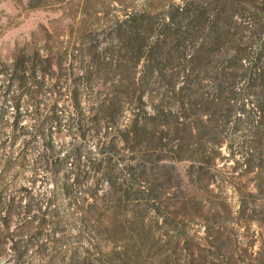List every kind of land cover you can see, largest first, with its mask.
Here are the masks:
<instances>
[{"label": "rangeland", "instance_id": "rangeland-1", "mask_svg": "<svg viewBox=\"0 0 264 264\" xmlns=\"http://www.w3.org/2000/svg\"><path fill=\"white\" fill-rule=\"evenodd\" d=\"M192 1L211 12L226 9L236 14L227 20L234 35L228 32L224 39L228 55L242 56L238 47L251 42L245 26L264 14V0H0V171L5 159L15 161L0 180V189H5L7 198L26 188L45 211L40 216L45 220L42 228H35V221L20 237L27 244L24 264H47L45 258L51 254L58 259L53 264H61L60 258L76 247L88 257L87 264H264V129L256 137L251 135L246 114L250 110L240 103L241 94L237 105L224 107L219 126L203 137L209 143L204 144L203 138L188 140L183 127L182 132L172 133L175 142L181 138L182 145L192 143L177 152L161 149L157 140L146 147L140 135L128 136L134 130L129 110L135 103L116 113L118 120L111 127L101 117L113 113L96 110L106 97L127 102L134 76L147 81L146 56L154 37L146 28V39H138L130 26L125 32L117 30L119 20L139 10L151 12L156 36L174 13L171 8ZM235 36L241 38L239 46L232 41ZM37 50L51 58L50 65L40 62L37 67L49 75L48 90L64 93L59 105L66 107L65 116L78 111L85 119L71 128L62 121L35 136L34 124L41 119L35 114V102L51 105L58 98L48 92L35 94L40 76L21 78L23 62L30 66ZM202 58L212 57L204 53ZM186 65L182 61L179 69L183 72ZM82 73L89 74L91 81L88 87L79 85L76 107L70 93L72 79ZM184 76L172 83L192 92L197 80ZM162 84L170 87L171 80ZM32 136L35 148L24 149V140ZM45 136L55 152L62 154L80 143L86 153L102 159L101 171L114 170L113 184L104 174L88 181L98 190L96 203L91 199L98 209L91 220L81 221L44 171L39 170L32 182L31 165ZM84 223L88 229L81 231ZM18 225L19 217L13 215L7 231L15 232ZM56 238L61 242L54 247L51 240ZM12 253L7 242L0 249V264H13Z\"/></svg>", "mask_w": 264, "mask_h": 264}, {"label": "trees", "instance_id": "trees-1", "mask_svg": "<svg viewBox=\"0 0 264 264\" xmlns=\"http://www.w3.org/2000/svg\"><path fill=\"white\" fill-rule=\"evenodd\" d=\"M171 9L174 10V13L167 16V21L156 36L152 34L155 22L152 21L153 14L151 12L139 10L134 14H129L127 18L119 20L120 22L116 25L117 30L121 29L122 32H125L130 26L138 39H146L148 36L144 34L143 29H149V35L154 37L152 41L154 46L146 56L149 67L145 76L147 81L142 82L143 77L139 78L140 81L135 76L133 77L131 97L127 102H123L121 98L115 96L99 100L96 110L104 108L109 110V113H113L105 118L101 117V120L104 119L111 127L118 120L116 113L119 114L127 104L130 107L132 103H135L136 105L131 106L129 110L131 116L129 120L133 121L134 130L128 131V136L140 135L146 147H149V142L157 140L161 149L177 152L183 148L184 150L188 149L185 146L189 147L192 143L187 142L182 145L181 138L175 142L172 133L182 132L183 127V131L188 135V140H201L205 135H209L212 129L219 126L224 107L230 108L237 105V96L241 94L240 103L243 107H249L250 110L246 114L252 123L251 135L256 137L261 129H264V14L255 16L254 20L245 26L251 33V42L244 48L238 47V51L244 53L241 56L238 54L228 55L229 47L224 39L227 33L231 32L227 20L234 19L236 14L226 9H217L211 12L199 2L194 1L185 3L183 6L182 3L178 4ZM222 16H227L226 20ZM241 29L245 31L244 28ZM231 34L234 35L232 32ZM239 38L235 36L232 40L236 46ZM82 50L83 48L80 47L78 53ZM208 51L211 52L208 53ZM204 53L212 58H202ZM35 55V61L33 60L30 66L23 62L25 72L21 78L30 79L35 78L36 75L40 76V80L36 82L37 89L33 90L36 92L35 94L42 96L48 92L54 97H58L51 105L42 103L40 100L35 102V114L41 118L34 124L35 136L41 135L44 129L60 126L62 121L68 128H71L74 123L78 125V122L85 119L84 114L76 111L75 116L69 113H66L65 116L66 107L59 105V99L64 98L62 90L55 88L48 90L45 87L49 75L42 72L37 65L40 62L50 65L51 58L49 55L41 54L38 50L35 51ZM182 61L187 63L183 72L182 69H179ZM37 72L38 74H36ZM182 73L185 75L183 78L188 81L192 78L197 80V86L192 92L185 87L176 89L172 83L174 78L182 77ZM65 76V78L69 77ZM165 79L171 80L170 87L163 86L162 82ZM72 80L74 88L70 93L78 107L81 97L79 88L81 86L79 85L84 84L85 87H88L91 76L82 73ZM144 84L147 85L146 88H143ZM29 89L27 88L28 93L31 92ZM144 99H149V101H144ZM41 109L46 111V114L43 115L40 112ZM95 118L98 122V117ZM35 141L34 136L24 140L23 148L34 149ZM97 141L99 146L101 140L97 139ZM203 142L204 144L209 143L204 138ZM40 146L41 150L37 152L31 165L32 182L37 180L39 170L44 171L53 181L56 190L61 192L68 199L70 206L80 214L81 221L91 220L93 211L98 210L93 203H96L95 198L98 190L88 186V181H93L96 175L101 177L104 174L107 177V183L113 184L111 181H114V170L101 171L102 159L86 153L80 143L72 144L62 154L53 150L51 141L46 136L42 139ZM99 152L101 151L99 150ZM4 161V166L0 171V180L4 174L15 167V161L10 158ZM4 191L5 189H0V249L8 242L13 252V264H24L23 256L27 250V244L25 241L22 243L20 237L25 234L24 232L32 229V224L35 221L38 222L35 228H42L45 222L43 217H40L45 215V211L41 210L43 203H34L26 188L16 190L15 194H9L10 196L7 198L3 195ZM192 198L194 197L192 196ZM23 199L25 200L24 205L21 204ZM13 215L19 217V225L15 232H8V223ZM86 227L84 223L81 231L88 229ZM51 241L54 242V247L58 242H61L60 238ZM69 253L68 257L60 258L61 264H87L88 257L81 256L79 247L69 250ZM45 259L47 264H53L58 260L54 258L53 254Z\"/></svg>", "mask_w": 264, "mask_h": 264}]
</instances>
